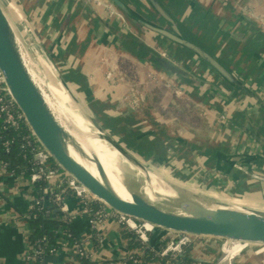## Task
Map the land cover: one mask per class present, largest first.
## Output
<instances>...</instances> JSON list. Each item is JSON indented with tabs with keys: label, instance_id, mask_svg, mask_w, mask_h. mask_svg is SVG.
I'll list each match as a JSON object with an SVG mask.
<instances>
[{
	"label": "crops",
	"instance_id": "1",
	"mask_svg": "<svg viewBox=\"0 0 264 264\" xmlns=\"http://www.w3.org/2000/svg\"><path fill=\"white\" fill-rule=\"evenodd\" d=\"M125 1L146 19L167 25L148 0ZM159 1L185 36L198 39L263 101L246 96L192 52L145 28L111 0H6V6L21 35L62 61L68 84L120 145L126 143L157 164L170 160V149L204 152L198 157L214 168L209 185L229 190L222 201L264 209V181L240 170L232 156L252 154L255 167L248 169L264 174V0ZM140 45L143 50L137 51ZM152 52L171 57L186 74L153 62ZM220 91L229 97L224 104ZM226 111L230 117L222 118ZM8 173L0 170V264H34L25 257L33 227L22 217L32 204L34 186ZM66 201L76 212L78 197L67 192ZM50 209L47 227L59 228L54 243H67V228L74 239L92 231L87 214H76L64 228L60 211L54 204ZM175 235L156 229L151 247L158 250ZM136 241L134 233L110 224L93 244V264H130L133 253L159 256ZM189 247L194 264H264V243L195 236ZM50 256L47 264H80L70 246Z\"/></svg>",
	"mask_w": 264,
	"mask_h": 264
},
{
	"label": "water",
	"instance_id": "2",
	"mask_svg": "<svg viewBox=\"0 0 264 264\" xmlns=\"http://www.w3.org/2000/svg\"><path fill=\"white\" fill-rule=\"evenodd\" d=\"M111 1L145 28L165 36L192 52L199 60L208 64L222 79L238 87L246 96L254 97L259 103L263 101L198 39L185 36L175 18L159 0H148V2L167 25L146 19L125 0ZM156 58L164 69L180 75L186 74L171 57L157 54ZM27 62L32 64L26 49V42L13 22L4 0H0V68L11 94L25 114L35 136L63 170L73 175L91 193L113 209L149 221L155 224L158 229H164L166 233L176 231L194 236H216L237 241L264 243V209L218 205L214 202L207 204L190 199L182 201L178 193L175 196L166 195L160 199L169 206L167 208L159 203L160 200L152 201L141 186L131 185L125 167L119 162L116 165L120 166L121 178L131 194V199L121 196L113 186L100 156L94 151L89 155L82 143L60 121L46 99L43 89L32 75ZM194 79L200 83L197 78L194 77ZM205 86L214 90L210 84L205 83ZM218 94L223 104L229 100L224 92L220 91ZM230 105L232 104L230 103ZM225 107L224 105L223 108L225 109ZM83 112L103 133V138L114 143L130 160L138 164L135 157L106 135L105 129L97 118L89 117L86 111ZM223 115L230 117V112L226 111ZM251 134L253 133L251 132ZM71 148H74L81 156L91 158L96 165L98 176L72 155ZM232 156L235 159L233 162L236 164L255 167L250 162L253 158L250 153H239ZM244 161H248L247 165ZM147 181H150V178L147 177ZM56 210L60 211L57 206ZM46 257L52 258L50 254Z\"/></svg>",
	"mask_w": 264,
	"mask_h": 264
},
{
	"label": "built area",
	"instance_id": "3",
	"mask_svg": "<svg viewBox=\"0 0 264 264\" xmlns=\"http://www.w3.org/2000/svg\"><path fill=\"white\" fill-rule=\"evenodd\" d=\"M4 3L5 5L7 4L6 0H4ZM21 36L23 37V40L26 42V44H34L33 41L28 40L23 34ZM0 116L4 120L5 128L20 131L24 130L26 127L27 131L24 136L25 142L22 146L23 148H31L30 161L33 164L34 169L27 181L30 185L34 186V189L31 188L33 199L29 211L23 214L22 217L29 219L30 215L33 214L32 210H34L36 204L43 199V196L34 194L35 182L39 180H46L47 185L44 191H52V201L54 202V205L59 208L60 212L64 214L65 217H68V219L71 220V218H73L76 214L89 215L92 231L87 236L80 238L72 246L65 242L63 243V246L71 247L72 252L75 256L79 255L82 258L93 260L94 242L102 240L106 229L112 223L120 228V230L134 233L140 240L141 247L143 249L154 251L159 256L171 255L176 258L184 255L185 248L192 242L193 237H195L194 235L183 232L169 231L168 233L176 235L172 236L166 245L162 246L158 250H155L150 245L151 233L158 229L155 224L113 209L104 201L91 193L89 189H87V187L79 182L73 175L66 172L65 170L63 172H60L58 170L57 166L59 165L52 158L49 151L39 142L28 123L25 114L17 105L13 95L11 94L10 88L6 83V79L1 68ZM221 117L226 118V116H224L223 114H221ZM9 144L10 141L5 142L7 150H9ZM51 158L55 161V163L51 161ZM238 167L245 173L252 175V177H254L255 179L264 181L263 173L254 170L250 171L246 166L239 165ZM0 169L9 172L12 175H16L14 170L9 169L8 162L2 159H0ZM67 192H73L79 199V207L77 208L76 212H72L69 204L66 201ZM93 202H98V206L94 208L91 205ZM34 216H36L35 213ZM44 239H46V237ZM246 243L250 245L257 242ZM56 251L59 250L52 248L46 251V249L42 245H32L29 241V243L27 244L25 257L30 262L35 264L36 260L41 256L48 255ZM170 264L176 263L171 262Z\"/></svg>",
	"mask_w": 264,
	"mask_h": 264
},
{
	"label": "bare ground",
	"instance_id": "4",
	"mask_svg": "<svg viewBox=\"0 0 264 264\" xmlns=\"http://www.w3.org/2000/svg\"><path fill=\"white\" fill-rule=\"evenodd\" d=\"M27 64L60 121L69 128L70 132L82 143L89 155L94 151L100 156L115 189L124 198L131 199V194L122 181L120 166L116 164L121 162L124 167L136 172L139 177H144L145 172L141 165H139V163H134L114 143L103 138V133L85 116L83 111H86L89 117L92 116L85 104L80 100L73 99L71 91L65 84H63L64 89L59 82H56L58 80L54 72L51 71V80L46 81L45 78L41 76L34 62L32 64L27 62ZM71 153L78 161L98 176L96 165L90 157L85 158L81 156L74 148H71ZM148 174L150 176V181L145 180L142 188L152 201L158 202L166 195L175 196L177 191L168 181L164 180L162 176L154 172H149L147 175Z\"/></svg>",
	"mask_w": 264,
	"mask_h": 264
},
{
	"label": "rangeland",
	"instance_id": "5",
	"mask_svg": "<svg viewBox=\"0 0 264 264\" xmlns=\"http://www.w3.org/2000/svg\"><path fill=\"white\" fill-rule=\"evenodd\" d=\"M33 43H35V41H33ZM35 45L36 44L27 43L26 49L29 56L31 57V61L34 62L41 76L44 77L46 81H50L51 71L54 72L58 80L56 82H59L61 87L63 88V84L66 83L65 86H67L71 91L73 99L80 100L83 104H85L87 110L91 113L92 116L96 118L94 112L90 108V105L88 106L85 97L83 98L81 94L77 90H75V88L71 84H68L65 78L66 73L64 72V70H62L61 67L62 64L60 62L62 61L58 60L57 56L45 49L43 44H41L40 46L39 43L38 47ZM177 110L178 108L176 106V109H173L174 112L171 115H176ZM105 133L116 143L120 142L118 141V138H116V136H114V134H112L110 131L105 130ZM122 147L126 150V152H128L137 159L139 165H141L145 172L144 177H139L136 172H133L125 167L131 185H134L136 187H142L144 181L147 180V177L150 178L149 174L147 175V173L154 172L157 175L162 176L164 180L168 181L172 185V187L177 191L178 196H181L180 198L182 201L190 199L207 204H211L214 202L218 205H229L226 201H222V199L225 200L224 198L228 197L229 190L224 191L219 186H215V184L213 183L212 185H209L208 180L211 181L213 179L212 177H214L215 175H212L210 177L208 173L212 174L213 171L211 172L210 169L214 168L211 167V165L204 166L205 164L202 163L203 159L198 157L202 154L198 153V155L196 154V152H193L192 154L190 153L186 160L180 158V156L186 151L185 149H170V160H168L167 162H163L162 164H157V161L154 162L151 160H147L144 154L136 153V150L130 149L126 145V143H124V146ZM184 148L186 147L184 146ZM0 170L2 172L5 171L3 169ZM159 203L162 206L169 208V206H167L163 200H160Z\"/></svg>",
	"mask_w": 264,
	"mask_h": 264
},
{
	"label": "trees",
	"instance_id": "6",
	"mask_svg": "<svg viewBox=\"0 0 264 264\" xmlns=\"http://www.w3.org/2000/svg\"><path fill=\"white\" fill-rule=\"evenodd\" d=\"M133 44L138 46L137 41H133ZM138 50H143V46L140 45ZM137 54L142 57V54L140 55L139 52ZM156 53L152 52L150 59L153 62H156L159 64L158 59L156 58ZM160 65V64H159ZM26 127L24 130H13L5 128L4 120L0 116V159L8 162V167L10 170H14L16 175L23 176L26 179H29L34 167L33 164L30 161L31 157V148H23L24 144V136L26 133ZM6 141H10L9 144V150H7V146L5 145ZM199 152V151H198ZM192 153L190 150H186L184 154L180 156L182 159H186L189 156V154ZM203 154L204 152H199ZM51 161L55 163V161L51 158ZM189 161V160H188ZM58 170L60 172H63L64 170L60 168V166H57ZM47 185L46 180H39L35 182V195L43 196V199L36 204L34 210H32V213L29 217V220L32 224L33 231L30 235L29 241L32 245H42L46 251L50 250L52 248L56 250H60L63 246V243H57L54 241L57 238L58 230H50L47 227V223L49 222V216H50V207L54 202L52 201V191H44L45 187ZM94 208L98 206V202H93L91 204ZM34 213L36 216H34ZM61 213V212H60ZM60 220L59 222L62 223V226L64 227L68 222V217H65L63 213L59 214ZM89 216V215H88ZM65 228V227H64ZM65 234V238L67 241V244L73 245L75 244L79 239H74L71 231L67 228ZM152 236L153 233H151V240L150 245L152 244ZM46 237V239H44ZM136 242L139 243V246H141L140 240L136 236ZM169 242V240L165 241L164 243H161L162 246L166 245ZM138 247V246H137ZM77 260L80 262V264H93V261L90 259L82 258L79 255H76ZM128 260L130 264H143L148 263L152 260H159L161 264H170L171 262H175L176 264H194V259L190 256V247L189 245L185 248V253L181 257H173L171 255H164V256H154L147 255L146 253L141 255L140 253H133L128 256ZM35 264H47L46 261V255L41 256L38 258L35 262Z\"/></svg>",
	"mask_w": 264,
	"mask_h": 264
}]
</instances>
